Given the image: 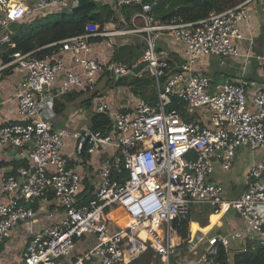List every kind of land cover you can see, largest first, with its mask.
<instances>
[{"label": "built area", "instance_id": "2783aa9c", "mask_svg": "<svg viewBox=\"0 0 264 264\" xmlns=\"http://www.w3.org/2000/svg\"><path fill=\"white\" fill-rule=\"evenodd\" d=\"M114 1L119 8L137 7L123 30L105 31L98 23H88L83 34L49 45L59 46L60 58L38 57L41 49L12 53L7 62L0 56V81L8 70L21 77L16 90L20 120L0 127V144L25 149L28 162L0 172V244L13 227L33 222L35 204L45 212L55 202L61 220L32 229L17 264H66V257H72L67 264H128L140 256L180 264L175 260L180 239L172 223L186 218L194 205H209L215 213L234 210L243 227L227 235L197 231L188 246L195 256L189 264H218L220 248L230 249L232 241L257 240L264 247V162L249 169L247 189L236 199L225 200L223 186L212 180L217 163L224 170L232 167L237 149L264 147V88L252 91L246 77L215 83L194 70L200 57L241 55L238 42L246 38L240 25L251 17V0L202 20L169 24L155 14L162 0ZM71 4L0 0V44L9 42L13 22ZM164 33L185 46L186 57L177 72L168 73L169 52L158 42ZM130 34L146 43L141 61L148 62L147 70L156 78L157 104L140 100L111 110L102 101L95 113L109 114L110 130L89 125L76 131L57 129L44 117L47 92L53 85L59 94L93 92L105 63L91 56L90 39ZM70 63L80 71L70 69ZM110 68L122 75L130 71L116 63ZM172 95L183 102L188 119L168 107ZM69 138L76 141L72 155L64 152ZM106 148L110 157L102 166L84 159ZM83 238H91V243L78 254L77 243ZM133 248L136 255L128 258Z\"/></svg>", "mask_w": 264, "mask_h": 264}, {"label": "crops", "instance_id": "0c3cea01", "mask_svg": "<svg viewBox=\"0 0 264 264\" xmlns=\"http://www.w3.org/2000/svg\"><path fill=\"white\" fill-rule=\"evenodd\" d=\"M101 1L102 4H110L115 8L116 12V19L111 20V22L106 25L104 29L105 31L119 30L125 28L129 24V21L124 23L127 18L125 14L117 8L114 0ZM248 5L247 9L251 14V17L249 21L243 22L240 25L241 31L246 38L238 42L241 55L233 58H224L220 56L200 57L194 66V70L196 73L209 76L215 83H224L227 80L238 81L242 77H246L251 82V90L254 91L264 88V59L258 58V56H264V14L261 12L264 0H254L253 3L251 2L250 5ZM94 39L89 41L91 45V56L98 59L102 63H105V65L111 60L115 47L128 44L142 45L143 48L145 45L142 37L131 34L101 37L100 40ZM158 42L160 49L167 50L169 52L171 61L175 63L174 68L179 69L186 57L185 46L181 42L174 41L166 33L162 34ZM62 56V53H57L52 56V58H60ZM181 60L182 62H180ZM140 61L141 58L138 62ZM68 65L70 69L80 71L79 67H76L71 63ZM109 70H111L110 67ZM110 72L116 79L122 75L115 73L114 71ZM20 78L21 77L18 74H12L10 72L0 81V127L7 123H14L20 120L16 100V90L20 83ZM112 83L113 80L111 81V76L107 74L104 69L100 75L96 89L94 90L95 92L92 94L81 90H72L62 96V94H59L57 90L58 87L53 85L51 91L46 94L44 117L51 121L57 129L68 126L70 130L76 131L82 129L85 125H92V119L94 114H96L95 108L98 102H106L109 108L113 110L117 108L126 109L135 106L140 100H145L144 98L134 94L129 86H110ZM91 97H93L92 103L91 105H87L86 101H88ZM75 143L76 141L73 138H69L66 142L64 152L68 155H72L74 153ZM14 149L15 147H8L0 144V172L14 171L12 168L16 164L15 161H25L27 159V152L25 149L16 148L17 151L15 153L13 152ZM109 152V149L106 148L92 155L90 163L95 167L102 166L106 159L110 157ZM259 162H264V147L254 151L245 147L237 149L235 162L228 170L222 169L217 163L212 180L223 186L225 200L230 201L236 199L247 189L248 181L246 175L249 169ZM70 166L78 167L79 165L77 166L76 163L70 162ZM261 182L264 184V173L261 177ZM39 207L40 206L38 204V208L36 209L38 213L33 222L27 223L25 226L28 234L26 237L27 241L25 242V248L30 240L32 229L37 231L45 226L55 224L59 222L63 216L62 210L57 207L55 202H52L51 205H49L48 210H45V212ZM201 207L202 208L198 211L199 213H197V215L193 213L194 218L196 215L198 216V219L195 218L196 220L192 223L196 222L200 224H193V234L198 231L201 234L225 235L233 230L243 227V221L240 219L238 213L233 212V210H229L228 212H224L220 215L213 214L211 216V223L216 224L212 226L209 224L202 226L200 223V217L208 215L212 209L210 211L207 209L210 207L209 205H202ZM204 210L206 211L203 212ZM202 221L205 223V219H202ZM15 232H17V229L14 230L13 234H15ZM13 234H10L7 238L8 242ZM90 243L91 238L78 240L77 249L79 250L81 248L82 251L85 246ZM238 243L240 246L241 242ZM4 245L5 243L3 244L1 251L4 248ZM78 250L76 252H79ZM23 253L24 251H19L16 256L10 258L5 254V260H0V264H17ZM177 256L179 257L178 259L180 260V264L192 263L195 258L194 255L190 256L185 253L180 255L179 252ZM71 260L72 257H66L64 262L67 264Z\"/></svg>", "mask_w": 264, "mask_h": 264}, {"label": "trees", "instance_id": "16d2710c", "mask_svg": "<svg viewBox=\"0 0 264 264\" xmlns=\"http://www.w3.org/2000/svg\"><path fill=\"white\" fill-rule=\"evenodd\" d=\"M246 0H162L160 5L155 9V14L161 23L169 24L173 22H193L208 18L212 14H218L235 7ZM119 8V7H117ZM125 14L127 20L130 21L132 14L137 7L125 6L119 8ZM115 8L110 4L103 3L100 7H95L91 12L81 14H62L60 10H46L33 13L22 20L13 22L9 26V42L0 44V56L4 61H9V55L15 52L27 53L33 50L38 57L54 56L59 53V46H49L57 41L67 37L83 34L85 26L88 23H98L100 29L104 30L111 20L116 19ZM101 37L91 38L100 40ZM90 39V40H91ZM144 50V47H143ZM142 45L123 44L114 49L111 60L105 65V72L111 76L113 85L110 86H129L132 92L142 98L147 103L155 105L158 102V88L156 78L145 69L140 75L129 79H116L112 76L110 65L116 63L131 69L136 65L142 57ZM182 62V60L180 61ZM175 63L170 59V68L168 73L177 72L180 68H174ZM11 71L4 72V76ZM69 93V92H67ZM62 94L64 96L65 94ZM93 97L89 98L87 105H91ZM169 108H177L182 111L184 117L188 119L186 110H184L183 102L177 95L171 96ZM112 120L107 113H96L92 119L93 130H110ZM85 160H90V155H84ZM16 164L12 168L14 171L22 166H28L27 161H15ZM6 173H9L6 171ZM89 185V182H86ZM51 194L48 198L53 199ZM87 199V197L85 198ZM34 209L38 208L35 204ZM192 209L186 218L179 217L173 221V227L176 230L179 242V254L193 255L188 251V246L193 234L191 223L195 221ZM193 227V225H192ZM193 231V232H192ZM77 249V248H76ZM152 257L140 256L128 264H159L158 259ZM179 257L175 258L178 261ZM218 264H264V247L257 240H246L241 242L239 248L225 249L220 248L218 255Z\"/></svg>", "mask_w": 264, "mask_h": 264}, {"label": "rangeland", "instance_id": "374dc122", "mask_svg": "<svg viewBox=\"0 0 264 264\" xmlns=\"http://www.w3.org/2000/svg\"><path fill=\"white\" fill-rule=\"evenodd\" d=\"M251 2L253 3L254 0H251L250 3ZM250 3H249V5H250ZM123 29H125V28H122V29H119V30H123ZM114 31H116V30H114ZM111 37H113V36H111ZM156 84H157V82H156ZM201 208H202L201 206L194 205V206H192L191 209H192L193 213L197 215V213H199L198 211ZM207 209L210 211L211 210V207H208ZM205 211L206 210H204L203 212H205ZM233 212H235V211L233 210ZM196 215H195V218L198 219V216H196ZM204 217H205V215L201 216L200 218L203 219ZM220 218H219V220H220ZM193 224L200 225L199 223H196V222L195 223H192V225ZM215 224L216 223H214V224L211 223V217H210V224L209 225L212 226V225H215ZM26 225H27V223L26 222H23V223L19 224L18 226H15V227L12 228L11 234H13L14 230H16V229H17V232H15V234H13V236L10 238L9 242L8 241L5 242L4 248L0 252V260L1 261L2 260H5V254L10 258V257L16 256L19 251H21V252L24 251V249H25V242L27 241V238L26 237L28 235L27 234V229H25V226ZM192 225H191V228H192ZM231 248L232 249L239 248L238 241H232ZM78 251L79 252H77V253L80 254L82 252L81 251V248ZM148 257H152V256H148ZM151 259L153 261V257Z\"/></svg>", "mask_w": 264, "mask_h": 264}, {"label": "water", "instance_id": "95a60500", "mask_svg": "<svg viewBox=\"0 0 264 264\" xmlns=\"http://www.w3.org/2000/svg\"><path fill=\"white\" fill-rule=\"evenodd\" d=\"M102 5L101 0H72L71 7H64L60 10L62 14H81V13H88L91 12L95 7H100ZM144 44L145 41H144ZM148 62L147 61H140L135 66H133L130 71L125 75H120L118 79H129L133 78L137 75H140L145 69H147ZM95 91L91 92L94 93ZM17 149L15 148L13 152L15 153ZM214 210L212 209L208 215H206L203 219H205V223L200 220L202 226L210 224V217L214 214ZM227 235V234H225ZM3 247V243L0 244V251Z\"/></svg>", "mask_w": 264, "mask_h": 264}, {"label": "bare ground", "instance_id": "6f19581e", "mask_svg": "<svg viewBox=\"0 0 264 264\" xmlns=\"http://www.w3.org/2000/svg\"><path fill=\"white\" fill-rule=\"evenodd\" d=\"M222 213H224V209L222 211H220L219 213H214V215H220ZM192 230H194V228H192ZM195 230L197 231L196 228H195ZM135 255H136V250L133 248V249H131V252H130L128 258L134 257Z\"/></svg>", "mask_w": 264, "mask_h": 264}]
</instances>
